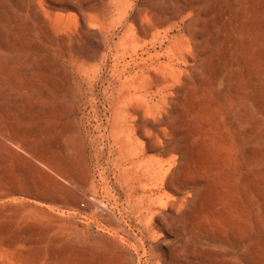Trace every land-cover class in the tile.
I'll list each match as a JSON object with an SVG mask.
<instances>
[{
    "label": "rangeland",
    "instance_id": "1",
    "mask_svg": "<svg viewBox=\"0 0 264 264\" xmlns=\"http://www.w3.org/2000/svg\"><path fill=\"white\" fill-rule=\"evenodd\" d=\"M0 264H264V0H0Z\"/></svg>",
    "mask_w": 264,
    "mask_h": 264
}]
</instances>
